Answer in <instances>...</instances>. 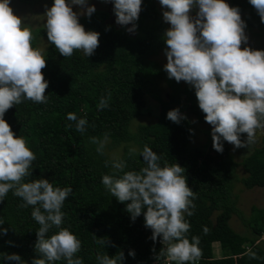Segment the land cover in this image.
I'll list each match as a JSON object with an SVG mask.
<instances>
[{
    "label": "trees",
    "instance_id": "16d2710c",
    "mask_svg": "<svg viewBox=\"0 0 264 264\" xmlns=\"http://www.w3.org/2000/svg\"><path fill=\"white\" fill-rule=\"evenodd\" d=\"M157 2L159 0H142L133 36L124 26L116 27L108 22L109 13L105 10L96 9L90 18L78 17L86 31L100 33L99 46L89 57L80 50H74L71 57H63L48 41L44 26L30 28L34 36L32 47L39 48L41 38L47 41L44 49L47 66L42 69L48 81L47 103L37 104L25 99L7 110L4 116L16 136L26 138L30 150L36 154L31 175L25 182L43 178L54 187H72L73 192L61 209L65 213L61 227L68 228L81 241V249L74 258H81L83 264H99L98 256L115 257L121 251L124 259L120 264H149L164 247L158 241L162 238L152 241L143 213L133 222L125 210L126 205L112 197L101 183L103 175L113 174V158L107 148L135 142L136 152L130 154L127 147L121 160L126 162L125 171H139L145 166L140 152L147 145L161 157V166L167 162L184 168L182 174L194 192L195 208L191 209L194 214H185L190 224L186 237L190 242L194 236L199 238L202 256L188 264H264V241L255 244L264 231V207L253 206L251 215L245 217L233 193L237 181L246 189L264 187V138L260 147L236 162L227 141L222 140V153L213 148L212 136L204 148L191 145L195 127L183 119L176 124L166 118L168 111L185 102L184 108L198 123H207L194 87H182L170 80L164 67L149 58L163 41ZM228 4L239 8L246 32L256 29L264 34V23L250 0H228ZM154 78L169 79L171 91L166 99L159 97L161 106L157 119L140 125L137 133L131 134L132 120L142 115L143 93ZM153 92L157 97L160 95ZM102 97L108 99V107L101 110L97 105ZM68 113L87 120L83 133L76 130L75 122L67 119ZM203 131L211 133L212 128L208 126ZM245 134H241V141ZM105 136L103 154H99L98 144L92 143L90 138L104 141ZM105 161H109L108 167ZM238 165L246 176L238 177ZM22 203L12 191L0 202V221L4 223L0 230L7 229L6 235L0 234V264H16L4 259L5 255L13 253L25 264H32L33 259L38 258L34 245L39 224L31 217L32 206L20 207ZM233 215L241 219L248 234L237 233L230 226ZM57 231L52 228L48 235ZM99 239H104L106 244H100ZM213 243H218L220 257L215 256ZM129 251L135 252L134 258ZM53 264H67V261L62 258Z\"/></svg>",
    "mask_w": 264,
    "mask_h": 264
},
{
    "label": "clouds",
    "instance_id": "9594fccd",
    "mask_svg": "<svg viewBox=\"0 0 264 264\" xmlns=\"http://www.w3.org/2000/svg\"><path fill=\"white\" fill-rule=\"evenodd\" d=\"M101 2L113 3L116 23L132 24L127 31L135 32L142 0ZM159 3L167 9L163 20L171 25L164 34L167 45L164 70L168 78L194 87L198 106L212 126V146L217 152L224 150L222 140L235 148L249 147L256 142L257 130L264 131V50L241 47L247 36L239 8L231 7L225 0H159ZM250 4L264 23V0H250ZM73 5L81 6L79 15L89 18L96 11L94 5L88 6L87 0H54L44 14L47 38L63 57H71L74 50L89 57L99 46L100 33L85 30ZM193 8H198L195 18L190 14ZM33 39L30 28L10 7V0H0V202L12 191L23 201L20 207L32 206L31 217L39 224L34 245L38 258L32 264H53L62 258L67 264H83L81 258H74L81 249V241L68 228L61 227L65 216L61 209L72 194V187H54L43 178L25 182L31 175L36 154L30 150L26 138L16 136L4 119L7 110L25 99L47 103L48 81L42 73L47 63L44 50L32 47ZM97 107L101 110L108 107V99L102 97ZM166 118L176 124L187 119L178 108L168 111ZM67 119L75 122L77 131L86 130L85 118L68 113ZM245 133L247 139L242 142L240 137ZM90 139L98 144L97 152L103 154L107 136L104 141ZM135 152L132 149L130 154ZM140 156L145 166L139 171H125L126 162L114 158L113 174L103 175L101 183L112 197L126 205L133 222L143 213L145 227L152 230V241L162 238L164 247L156 255L157 261L161 258L164 264L197 261L202 256L199 238L194 236L190 242L186 237L190 224L185 214H194L191 209L195 208V196L182 174L185 169L178 163L165 162L161 166V157L147 145ZM108 166L109 161H105V167ZM52 228L58 231L49 236ZM0 234L6 235L7 229L0 230ZM98 242L106 244L104 239ZM129 255L134 258L135 252L129 251ZM4 259L25 264L15 253L5 255ZM97 259L99 264H120L124 254L121 251L118 256L103 255Z\"/></svg>",
    "mask_w": 264,
    "mask_h": 264
},
{
    "label": "rangeland",
    "instance_id": "374dc122",
    "mask_svg": "<svg viewBox=\"0 0 264 264\" xmlns=\"http://www.w3.org/2000/svg\"><path fill=\"white\" fill-rule=\"evenodd\" d=\"M225 2L228 3V0H225ZM53 3L54 2H52L51 0H27L24 2H21L19 0H10V7L13 9L14 13L17 16L22 18L26 27L37 28L44 26V24L46 23V17L44 16L46 12V7L50 8ZM87 4L88 6L94 5L96 9H102L107 11L109 13L108 22L112 23L116 27L122 26L116 23V16L113 11L114 5L111 2L102 3L101 0H87ZM72 7L73 11L78 13V17L82 16L79 15V13L81 12V6L73 5ZM156 8L159 12V22L163 25V27L159 31L160 35L163 38V41L160 42L157 52L153 56H149V58L154 60L158 64V66L164 67L167 63V57L165 55L167 45L164 39V34L166 30L171 27V25L163 20V12L167 9L163 8L159 2H157ZM197 11L198 8H193L190 14L195 18ZM124 27L127 31L128 28L132 27V24L124 25ZM136 31L137 30L131 33L127 31V33L133 36L136 34ZM245 35L247 36V42L245 44H242L241 47L251 46L253 50H264L263 33L254 29L251 32L245 31ZM46 45L47 41L44 38H41L39 42V48L44 50L46 48ZM170 80L176 82L174 78ZM167 81H169V79H167ZM167 81L161 78H154L151 81L152 83L147 85L145 92L143 93V100L145 104L142 108V115L132 120V124L130 126L131 134H136L140 125L153 123L157 119L161 106L159 102V97L166 99L168 93L171 91ZM177 83H179V85L182 87H192L184 81H180ZM153 90L159 93L160 95H158V97L155 96ZM184 104L185 102H181L178 106L180 113L183 116L187 117V119L183 120L191 123L195 127V136L190 143L191 145L193 144L195 146H201L202 148H204V146L207 145L208 139L211 137V133H205L203 130L211 125L208 123H198L187 111V109L184 108ZM256 136V142L250 145L249 147L235 148L233 144H230V153L236 162H240L244 157L248 156L255 148L261 146L262 139L264 138V131L257 130ZM246 139L247 134H245L242 142L246 141ZM127 147H129L130 150L137 149L135 142L130 141L122 143L121 145L111 149L107 148L106 151L111 158L121 159ZM236 173L238 177L246 176V173L241 167V165L237 166ZM233 193L236 194L237 206L240 208L245 217H249L251 215V209L253 206L258 208L264 207V187H254L252 189H246L241 184V182L237 181L234 183ZM229 224L237 233H240L242 235H246L249 233L248 228L236 215H233L231 217V219L229 220ZM260 241H264L263 231L258 240H256L255 244L259 243ZM213 251L216 257H220L221 252L218 247V243H213ZM155 260L156 259L153 258V260L149 264H156L157 262ZM163 261L164 260L160 261V264H164Z\"/></svg>",
    "mask_w": 264,
    "mask_h": 264
},
{
    "label": "built area",
    "instance_id": "2783aa9c",
    "mask_svg": "<svg viewBox=\"0 0 264 264\" xmlns=\"http://www.w3.org/2000/svg\"><path fill=\"white\" fill-rule=\"evenodd\" d=\"M150 230V232H151V234H152V230L151 229H149ZM263 234H264V231H263ZM159 242L161 241V239L160 240H158ZM157 263H159L160 264V261H157V260H155ZM164 262V261H163ZM151 263V262H150ZM156 263V264H157Z\"/></svg>",
    "mask_w": 264,
    "mask_h": 264
}]
</instances>
